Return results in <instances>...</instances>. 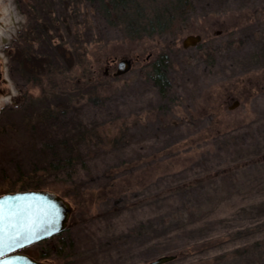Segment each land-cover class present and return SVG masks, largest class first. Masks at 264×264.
<instances>
[{"label":"rangeland","instance_id":"1","mask_svg":"<svg viewBox=\"0 0 264 264\" xmlns=\"http://www.w3.org/2000/svg\"><path fill=\"white\" fill-rule=\"evenodd\" d=\"M190 1L176 26L137 38L97 1L0 0V192L40 175L50 137L86 162L71 181L42 175L72 212L22 252L49 264H264V0ZM189 35L201 39L184 46ZM23 48L52 56L50 74L25 70ZM123 58L132 67L115 76ZM160 58L165 90L149 73ZM50 106L62 112L53 130L34 115Z\"/></svg>","mask_w":264,"mask_h":264},{"label":"trees","instance_id":"2","mask_svg":"<svg viewBox=\"0 0 264 264\" xmlns=\"http://www.w3.org/2000/svg\"><path fill=\"white\" fill-rule=\"evenodd\" d=\"M65 1V0H63ZM91 2L97 1L99 4V10L104 14L106 19L116 17L123 21L124 26L129 31V34L132 37H141L144 33L154 34V33H162L176 26L179 22V16L185 14L186 9L190 6V0H88ZM64 3V2H63ZM186 11V12H185ZM45 13L49 16L50 22L53 21L50 15H52V11L50 8L45 9ZM67 13V12H66ZM66 13H63L58 19L55 21H60L66 23L67 17ZM179 17V18H178ZM69 27V25L67 24ZM48 27H45V32H48ZM49 46L53 45V42L49 40ZM58 46L57 44H55ZM51 47V46H50ZM63 47V44L61 45ZM58 46V48H61ZM57 48V49H58ZM60 50V49H59ZM58 50V51H59ZM63 55H67L66 48H62ZM86 53V52H85ZM85 53L83 55H85ZM26 54V56H25ZM32 54V52H31ZM30 49L23 48L19 51V61L22 66L25 67V70L35 74H48V69L50 70L51 61L53 60L48 58L50 55L36 56L34 53L31 55ZM50 54L53 55V52ZM58 54V53H57ZM22 57H21V56ZM25 56V57H24ZM20 64V67L22 68ZM30 68V69H27ZM150 75L155 80V82L161 87V89L165 90L169 80L167 75V62L164 59L160 58L156 62L152 64V68L150 69ZM50 74V72H49ZM90 80V78H87ZM57 109V110H56ZM59 108H51L46 107L40 113L35 112L36 123L37 125L42 123V126L45 125V128L51 129L52 125H56L58 121H60L61 116L58 110ZM61 122V121H60ZM50 132V131H49ZM55 140L51 137L42 142L44 146V150H49L52 152V159L48 160L46 165H44L40 170V175L35 176L34 178H24L21 176L16 179L14 183H10L8 185L9 191H17L23 189H44L50 186V182L44 180L42 175L46 173V171H50L51 169L54 171H62L63 174H66V177L71 181L74 176L77 174V167L80 165H85V159L79 158L73 152H75L74 144L68 145L65 141L63 144L65 145L66 150H69V154L66 156H60L59 149H56ZM55 148V149H54ZM69 148V149H68ZM74 150L72 151V149ZM71 150V151H70ZM38 169V168H37ZM35 171V170H34ZM0 194H3V192ZM66 230V229H65ZM63 231L53 235L55 237L60 235ZM50 237V238H52ZM49 239V238H47ZM47 239H43L44 241ZM41 240V241H43ZM62 245V244H61Z\"/></svg>","mask_w":264,"mask_h":264},{"label":"water","instance_id":"3","mask_svg":"<svg viewBox=\"0 0 264 264\" xmlns=\"http://www.w3.org/2000/svg\"><path fill=\"white\" fill-rule=\"evenodd\" d=\"M201 39L200 35H189L185 38L183 44L188 46L196 44ZM132 67V60L123 58L118 61L117 69L113 73L115 76L128 72ZM107 73V70H106ZM239 102L236 101L234 106ZM0 201L6 205H15L16 207H31L36 213V222L31 231L27 234H18L19 238L15 248H8V238L5 237V250L0 256L12 264H49L38 260L31 255L21 251L24 247L43 239L52 237L53 235L65 230L69 217L72 212V206L63 196L49 189H23L17 191H9L0 194ZM47 210L50 214L39 215L40 211ZM7 229V224L5 225ZM176 255L166 254L150 262H140L137 264H163L174 259Z\"/></svg>","mask_w":264,"mask_h":264},{"label":"snow or ice","instance_id":"4","mask_svg":"<svg viewBox=\"0 0 264 264\" xmlns=\"http://www.w3.org/2000/svg\"><path fill=\"white\" fill-rule=\"evenodd\" d=\"M50 214L47 210L40 211L39 215ZM36 213L31 207H16L15 205H6L0 201V253L5 250V237L7 235L8 248H15L19 238L18 234H27L34 227L36 222ZM7 224V229L5 225ZM0 264H12L0 256Z\"/></svg>","mask_w":264,"mask_h":264},{"label":"flooded vegetation","instance_id":"5","mask_svg":"<svg viewBox=\"0 0 264 264\" xmlns=\"http://www.w3.org/2000/svg\"><path fill=\"white\" fill-rule=\"evenodd\" d=\"M0 78H1V74H0ZM175 255H177V254H175Z\"/></svg>","mask_w":264,"mask_h":264}]
</instances>
